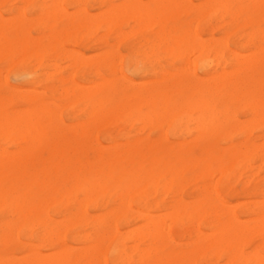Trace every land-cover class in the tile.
Masks as SVG:
<instances>
[{
    "label": "bare ground",
    "instance_id": "obj_1",
    "mask_svg": "<svg viewBox=\"0 0 264 264\" xmlns=\"http://www.w3.org/2000/svg\"><path fill=\"white\" fill-rule=\"evenodd\" d=\"M1 2L5 10L0 11V68L5 72L18 65V73L28 77V87L14 88L0 71V210H9L14 220L0 222V245L5 252L0 264H109V250L120 264H264V174L260 177L264 173V80L254 81L264 78V0H202L203 8L193 0ZM4 13L15 17L7 19ZM134 33L135 39L124 50H135L149 63H158L159 55L185 65L212 59L214 70L206 81L213 90L198 87L201 80L196 76L170 86L131 84L120 76L119 44ZM213 33L222 38L214 39ZM66 46L98 54L95 59L86 58L82 52H68ZM248 48L254 54L243 57L240 50ZM63 60L70 70L67 79L59 77ZM134 64L129 58L128 65ZM85 77L100 83L84 87ZM39 82L48 86L37 91L33 86ZM52 82L57 85L51 86ZM184 85L186 121L195 127L187 139L169 142L168 90ZM235 95H240L236 101L255 118L251 127H240L236 120L227 129L217 124L216 107ZM139 104L147 110L143 116L135 110ZM72 105L79 107L77 112L89 126L80 128L76 137L66 134L61 115V107L71 109ZM120 113L127 118L135 113L134 118L154 129L151 132L156 131L159 139L149 141L151 133L146 138L124 136L121 149L107 135L101 142L98 134ZM236 132L241 142L231 146ZM215 137L224 147L212 142ZM153 145L156 149L151 151ZM81 148L92 154L93 162H82L74 155ZM191 168L195 171L184 179ZM43 177L48 180L39 183ZM242 177V184L259 198L257 205L231 206L220 197V181L230 191L229 181ZM258 178L262 186L253 189ZM190 180L194 183L188 187ZM69 181H73L71 191L84 198L77 200L76 195L70 200L66 206L72 209L73 221L62 225L47 208L63 196L57 195L55 187ZM141 181L158 198L149 204L151 208L172 209L163 210L168 211L166 221L130 208V200L140 207L148 203V196L137 187ZM160 181L165 182L162 187ZM45 196L53 199L45 202ZM186 198L197 200L188 206ZM112 199L120 201L124 210H101ZM67 202L58 206V213L54 210L55 215L69 211ZM91 202L99 214L88 213ZM21 231L26 240L22 244Z\"/></svg>",
    "mask_w": 264,
    "mask_h": 264
},
{
    "label": "rangeland",
    "instance_id": "obj_2",
    "mask_svg": "<svg viewBox=\"0 0 264 264\" xmlns=\"http://www.w3.org/2000/svg\"><path fill=\"white\" fill-rule=\"evenodd\" d=\"M193 3L196 4L197 6L201 5L200 6L201 8L204 7V6H202V3H203L202 0H193ZM7 4H9V2ZM4 10H5L4 4L0 0V11L3 12ZM69 11L71 12L72 10L70 9ZM4 16L8 17L7 19H13V17H15L14 14H6V13H4ZM10 16H11V18H10ZM261 27L264 28V23L261 24ZM200 30H199V33L201 34L203 39H207L209 36L207 34H205L206 32H204L202 30L200 31ZM135 33L137 34L138 32H135ZM135 33L131 34V35H128L119 44V51H120V54L122 55L121 69H120L121 74H120V76L127 78V80L130 81V83L133 82L131 84L138 85V84H140L142 82V83L146 84V86H149V87L170 86L172 83L176 82L178 79H186V80L190 81V79H192L193 76H196L198 79L201 80L200 83L197 85L198 87H201V88L205 87L206 88L207 86H209V88L206 91H208V90L212 91L213 90L212 87L210 86L211 84H209L206 81L209 78V74L214 70L215 62H213L212 59H210V60H208L206 62H203V63L199 62V61L190 62L191 66H189L190 63L185 65L184 63H182V62H180L178 60H169L167 57L162 59V58H160V55H159L158 56V63H156L155 61H154V63L153 62L149 63V61H146L145 59H142L140 57L139 53H137L135 50L133 52H131V53H127L124 50V45L127 44V43H131L135 39V36H136ZM212 37L214 39L217 38V39L220 40V38H222V35L219 34V33H213ZM229 41H230L229 42L230 46L232 47L231 40H229ZM79 47L80 46H66L65 49L68 52L70 51L71 53L73 51L82 52L84 57H86V58L95 59V56L98 54V52H96L94 50H90V49L89 50H84L82 47L81 48H79ZM254 52H255L254 49L248 48V49L240 50L239 53L243 57L247 56V58H248L249 56L251 57L254 54ZM129 58H132L133 62H135L134 65H131V66L128 65V59ZM124 59H125V61H124ZM96 61L97 60H94L93 62H96ZM62 62L63 63L61 65L63 67L62 69H64V70L61 69L63 72L60 70L59 77L62 76L63 78L67 79L68 76H69L68 74L70 73V70L65 68V66H66L65 60H63ZM123 62H124V64H123ZM205 64H206V66H205ZM18 68H19V66L17 65L16 67L9 68V69H7L4 72V70H5L4 67H1L0 71L4 72V73L1 72L2 73V78H4L6 80V82H8L10 85H12L16 89H20V88L21 89H26L28 87V83L26 82L28 77L26 75H20L18 73ZM208 68H209V70H208ZM29 69H30L29 66L28 67H24V70H23L24 73H26ZM82 69H83L82 66H80L78 68V71L81 72ZM180 69H183V71H181ZM262 73L264 74V70H263ZM120 76H118V77L116 76L117 78L115 77L117 82H120V80H119ZM86 78L87 77H85L84 81H82V83H81L84 87L85 86L95 87V86H97V84L100 83V81L97 80V79H89V80H87L88 78L87 79ZM149 79L150 80L152 79V81L150 83L148 81ZM157 80H159V81H157ZM259 80L262 81V80H264V78H262V79H256L255 78L254 79V81H259ZM145 81H146V83H145ZM156 81H157V83H156ZM97 82H99V83H97ZM94 83H97V84H94ZM50 85L51 86H56L57 83H53L52 82ZM46 86H48L47 83H45L44 86H43V85H41V82H39V83L35 84L33 87L37 91H42V88L43 87L45 88ZM186 89L187 88L184 85V86L177 87V89H174L172 87V88H170L168 90V94L170 95V97H169L170 112L168 113V117H167L166 123L168 122L167 123V137H168L169 142H172L174 140L180 141L183 138L187 139L188 134L189 133L191 134L193 132V127H195L192 124L194 122H187L186 121L187 117L189 118V116H186V112H185L186 110L184 109V106H183V101L185 99H187V96H188L187 95L188 93L186 92ZM47 95H50V92H47ZM239 97H240V95H235L232 98L231 101H229V102L226 101L224 104H221L220 107H218V106L216 107L215 112H218V114L216 116L217 117V119H216L217 124H221V125L224 126V128L227 129L232 124V120H236V122L238 123V125L240 127L242 125H246L247 128L249 126L251 127V123L254 121L255 118L252 115H250L249 113L246 112V107H243L241 103H238L236 101L237 99H239ZM58 103L60 104V102H58ZM72 106H71V109L69 108V106H67L66 108L64 106L61 107V115H62V119L65 121L66 126H67L66 134H68L69 136L76 137L77 132H78V130H80V128L87 129L89 126H88V123H86L87 122L86 118L82 115V113L81 112H77L79 107L78 106L74 107L75 106L74 105L73 106L74 109H73ZM18 108L19 107L16 106L14 110H17ZM173 108H174V110H173ZM135 110H138V114L142 115V116H143V114L145 115L147 113L146 108L142 104L136 105L135 106ZM225 110H227L226 113L224 112ZM72 112L74 114H72ZM175 113H177L178 115L176 116ZM170 116H171V118H170ZM192 116H190V118H192ZM194 116H196V115H194ZM194 116H193V118H194ZM130 117L131 118H127V116H124L123 113L118 114L114 119H112L110 121V123L107 125L105 130L100 131V133L98 134L99 136L101 135L100 137L98 136L99 140L102 142L103 141V136L107 135V136L111 137V139L113 140V146H115L118 149H121L124 146V144H125L124 136H127L130 139H132L133 137L146 138L148 136V134L151 133V135L149 137V141H154L155 142L156 140L159 139V135H158V133L156 131L155 132H151V130H154V129H150L149 126H147V128H146V125L143 127L141 119L139 121V120H136V118H134L135 117V113H132V115ZM133 119H134V121H133ZM143 125H144V123H143ZM190 130H192V131H190ZM239 133L240 132H236L232 136L233 137V141L231 142V146H237L241 142V137H240ZM254 134L255 135L257 134V130H254ZM212 142H214L218 148L224 147V143L218 137L213 138ZM151 143H153V142H151ZM10 145L7 144L8 149H10V150L12 148L14 149V147H12V145L11 146ZM151 149H152L151 151H154L156 149V146L155 145L151 146ZM69 151H70V149H69ZM74 155L82 162L88 161L89 159H90V162L94 161L92 154H90V152L85 150L84 148H81ZM153 155L154 154H152V156ZM149 158H150V154L145 155V160L146 161ZM199 158H203V156L201 155V156H199ZM194 171H195L194 168L189 169L186 172L187 175H184L183 178L184 179L190 178L191 173H193ZM234 172L235 173H234L233 176H235L237 174L238 170H235ZM263 174L264 173L262 171L260 173V177L263 176ZM47 180L48 179H46V178L44 179V177H43L41 179V181L39 179V183L47 181ZM49 180L51 181V179H49ZM239 182H241V183L239 184ZM243 182H244L243 177L240 178V179H236V178L235 179H231L229 181V183H228V185L230 187V191H225L224 188H223L224 184L220 181V184H218V190H219L220 197L224 201H226L227 204H229L231 206H236L239 202H252V204L257 205L258 204L257 202L259 201V198L254 196L251 193L249 187L242 184ZM143 183H144V181H141L137 185V187L140 190H142V192L145 195L148 196V198H147L148 199V203L146 204V206L140 207V206H136L135 203L130 200L129 203H128L130 208L132 210H140L141 212L146 213L147 215H149L155 221L158 220L159 217H162L164 219V221H166L168 219V217H166L165 213H168V211H163V210H172V209L165 208V207L151 208L149 204H151L153 201H158V198H154V196H151L150 195L151 190L149 188H147V186L145 184H143ZM193 183L194 182L192 180H190V183L188 184V187H191L193 185ZM51 184H54V183H51ZM71 184L73 185V181H69L66 184V186H62V185L56 186L55 188H57L56 189L57 190V195L61 194L63 196L60 195L61 197H57L59 200H56V198H55L54 199L55 204L54 205L50 204L48 206V208H47V210L51 209L49 211L51 216L54 217L55 220L61 222L62 225H66V224H68V223L73 221L72 216L69 214L70 210H72V209H70V207L69 208L67 207V206H70V203H69L70 200L74 199L76 195H78V196H76L77 200H81V199L84 198L79 192L76 194V193H74V191L73 192L71 191V189H70L72 187V186H70ZM164 184H165V182H163V181L159 182V186L160 187H162ZM198 184H200V183H198ZM68 185L70 187L67 188ZM252 185H253V187H252L253 189L261 188L262 182L260 181V178L256 179ZM141 186H142V188H141ZM34 190H35V188H34ZM67 190H69V191H67ZM65 191L69 192L67 196H64V193H67ZM48 197L49 196H45L43 198V201L49 202V199L50 200L53 199V198H50V197L48 198ZM63 197H65V198H63ZM107 197H108V194H107ZM107 197L104 200V202L108 201ZM93 199H96V198H93ZM66 200L68 202L65 204V206L67 205L66 207L68 208L67 210H69V211L64 213V215H60L61 213H59V215L58 214L55 215V211H56V213H58L57 211H60L58 206L60 204H62L64 201H66ZM97 200L98 199H96V201ZM192 200L196 201L197 199L186 198L185 202H188V206L189 205L191 206L194 203ZM91 205H92V202L87 204L88 213L90 215L99 214L100 212L98 210H93ZM119 206L124 208V205H120V201L118 203L117 199H112L108 203V208L101 209V210H116V209L117 210H124L123 208H120ZM113 207H114V209H112ZM240 210H241L240 206H237L235 208V212L237 214H239ZM12 216L13 215L10 214L9 210H3V211L0 210V222L1 221H5L6 223L12 224V223H14V220H13ZM32 220L34 221V218H32ZM23 234H24L23 231H21L20 234H19V243H21V244L25 243V241H26ZM172 237L176 238L174 232H172ZM21 244L14 245V246L11 247V249H13V248L16 249ZM69 244L72 247L75 246L73 243H69ZM40 250H41V253L43 252V254H46L45 250H43L41 248H40ZM108 253L109 254H107V258H108V263L109 264H120L119 259L117 257L113 256L112 250H109ZM26 254H28V253H26ZM4 255H5V252H4L3 248L0 245V257H3Z\"/></svg>",
    "mask_w": 264,
    "mask_h": 264
}]
</instances>
